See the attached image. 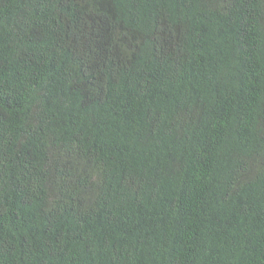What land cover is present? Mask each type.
I'll list each match as a JSON object with an SVG mask.
<instances>
[{"label":"trees","instance_id":"trees-1","mask_svg":"<svg viewBox=\"0 0 264 264\" xmlns=\"http://www.w3.org/2000/svg\"><path fill=\"white\" fill-rule=\"evenodd\" d=\"M0 264H264V0H0Z\"/></svg>","mask_w":264,"mask_h":264}]
</instances>
